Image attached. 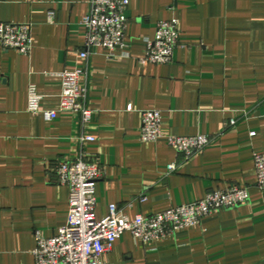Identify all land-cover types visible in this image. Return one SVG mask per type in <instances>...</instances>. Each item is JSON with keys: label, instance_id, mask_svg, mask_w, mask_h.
Returning a JSON list of instances; mask_svg holds the SVG:
<instances>
[{"label": "crops", "instance_id": "1", "mask_svg": "<svg viewBox=\"0 0 264 264\" xmlns=\"http://www.w3.org/2000/svg\"><path fill=\"white\" fill-rule=\"evenodd\" d=\"M89 9L90 0H0V21L30 22L33 35L28 55L0 44V264H36L37 235L54 236L68 219L70 189L56 164L83 154L103 170L98 218L111 204L133 218L231 184L250 193L245 204L171 237L145 244L124 232L106 264H264V190L254 160L264 153V0H129L126 46L114 57L91 50L85 60ZM169 19L181 28L173 61L141 64L146 39ZM79 67L88 70V124L71 111L48 120L27 110L30 84L43 109L57 110L60 72ZM146 109L162 115L163 137L150 143L139 138ZM195 134L210 143L190 157L167 140Z\"/></svg>", "mask_w": 264, "mask_h": 264}, {"label": "built area", "instance_id": "2", "mask_svg": "<svg viewBox=\"0 0 264 264\" xmlns=\"http://www.w3.org/2000/svg\"><path fill=\"white\" fill-rule=\"evenodd\" d=\"M128 5L129 0H90V9L82 19L86 29V49L80 53L83 59H88L91 50H103L109 57H114L118 55V48L126 46ZM48 17L50 21H54L55 11H50ZM180 34L178 19L161 20L155 37L146 39V51L140 58V63L172 62ZM0 44L5 49L30 54L33 48L31 23L0 21ZM87 75L86 67L60 72L62 89L57 110L43 109V96L35 84H30L27 110L48 120L56 118L59 111H71L80 114L83 123L88 124L93 110L87 104L88 88L82 81ZM230 123L234 124L235 120L232 119ZM161 126L160 110H144L140 140L145 143L159 140L163 137ZM85 139L94 140V137L88 136ZM167 140L186 157L203 150L210 143V137L206 134L169 135ZM254 160L257 186L264 190V153L255 152ZM176 166V163H171L168 169L174 170ZM56 172L61 184L70 189L68 219L54 236L46 238L41 234L37 235L33 250L36 264H106V254L124 232H130L135 239L145 244L151 243L196 226L210 214L245 204L250 196L246 186L231 184L223 189L209 191L195 202L151 215L137 214L132 218L124 208L111 204L108 214L98 218L96 185L103 176L99 163L83 154L77 158L59 160Z\"/></svg>", "mask_w": 264, "mask_h": 264}]
</instances>
